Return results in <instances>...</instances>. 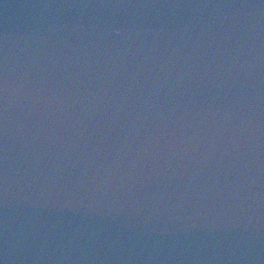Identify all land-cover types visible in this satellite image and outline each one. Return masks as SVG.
I'll list each match as a JSON object with an SVG mask.
<instances>
[{
  "label": "water",
  "instance_id": "95a60500",
  "mask_svg": "<svg viewBox=\"0 0 264 264\" xmlns=\"http://www.w3.org/2000/svg\"><path fill=\"white\" fill-rule=\"evenodd\" d=\"M0 264H264V0H0Z\"/></svg>",
  "mask_w": 264,
  "mask_h": 264
}]
</instances>
